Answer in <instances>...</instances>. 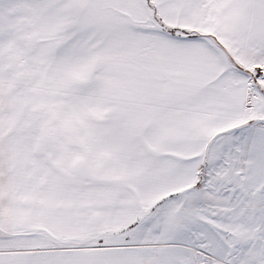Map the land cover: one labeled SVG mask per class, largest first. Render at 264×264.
<instances>
[{
    "label": "snow or ice",
    "instance_id": "1",
    "mask_svg": "<svg viewBox=\"0 0 264 264\" xmlns=\"http://www.w3.org/2000/svg\"><path fill=\"white\" fill-rule=\"evenodd\" d=\"M0 264H264V0H0Z\"/></svg>",
    "mask_w": 264,
    "mask_h": 264
}]
</instances>
